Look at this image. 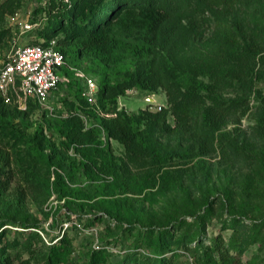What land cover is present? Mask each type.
<instances>
[{
    "label": "rangeland",
    "instance_id": "rangeland-1",
    "mask_svg": "<svg viewBox=\"0 0 264 264\" xmlns=\"http://www.w3.org/2000/svg\"><path fill=\"white\" fill-rule=\"evenodd\" d=\"M8 1L13 15L0 16V53L8 49L13 34H16V43L21 45L40 42L37 29L22 31L21 25L31 21L38 23L51 0ZM255 7L256 3L241 4L230 21L243 24V42L247 41L245 38L250 39L264 51V3L259 5L258 12ZM191 10L190 19L196 18L200 23L198 78L210 83L224 98L249 100L248 112L239 121L235 120L239 113H231L221 129L228 132L226 143L206 155L192 156L198 108L190 109L186 131L170 132L146 115V111L159 110V106L168 107L163 88L154 92L138 88L126 90L117 97L118 108L139 115L145 142L159 156L160 171L154 176L156 182L162 183V188H157L158 183L152 180L149 158L137 163L127 156L122 144L110 139L121 174L136 176L147 187L140 193L122 195L120 224L107 217L90 224L87 213L95 212L88 205L91 203L73 209L66 207L54 194L47 195L49 170L44 155L33 150L25 139L28 133L42 128L48 140L58 142L60 122L76 111L71 102L77 99V89L70 67L89 73L101 83L103 73L93 59L68 56L67 80L52 94L48 106L34 103L24 111L12 108L8 114H0V147L7 151V158L0 162V219L9 220V224L3 226L6 227L3 243L10 257L9 264H43L47 246L63 236L72 245L67 264H86L98 240L110 242L105 264H155L154 256H146L150 255L149 249L141 244L136 248V236L145 235L149 228L169 227L173 229L170 241L174 253L165 254L170 256L167 264H199L201 246L213 244L219 237L227 253L222 264H264V125L259 124L262 100L255 92H248L229 79L225 67L219 63V54L233 49L206 41L205 35L212 25L207 7L192 1ZM110 32L126 40L139 41L137 29L125 30L121 21ZM58 38L59 35L52 40L56 42ZM117 57L122 64L133 65L134 57L129 53L119 52ZM259 68L262 77L255 82V88L264 95V66ZM185 69L188 70L187 66ZM107 77L111 78L112 74L108 72ZM201 94L208 102L207 93L201 91ZM95 112L106 114L100 107ZM165 122L175 125L171 111ZM235 141L243 145V153L232 146ZM45 151L49 152L48 147ZM177 152L184 155H177ZM69 153L73 154V149L70 148ZM55 161L71 187L80 188L85 196L92 194L93 186L78 170L71 169L58 158ZM155 193L157 200L153 198Z\"/></svg>",
    "mask_w": 264,
    "mask_h": 264
},
{
    "label": "trees",
    "instance_id": "trees-1",
    "mask_svg": "<svg viewBox=\"0 0 264 264\" xmlns=\"http://www.w3.org/2000/svg\"><path fill=\"white\" fill-rule=\"evenodd\" d=\"M192 1L206 6L212 17V25L205 35L206 41L233 49L229 53H220L219 63L225 67L229 79L261 98L259 124L264 125V95L255 88V82L262 77L259 67L264 66V51L250 39L245 38L247 41L243 42V24H232L230 21L241 4L256 3L255 12H258L259 5L264 0H51L42 21L28 22L34 25L30 30L37 29V36L41 38L40 42L32 44L47 46L59 35L60 38L53 45L63 53L66 64L70 55L90 57L100 73H103V79L98 84L97 104L103 112L113 115L96 114L79 97L77 91V99L71 102L76 111L60 122V138L57 143L48 140L42 128H36L32 134L25 135L29 146L44 155L49 170L46 178L47 195L54 194L56 199L63 200L66 207L73 209L83 208L91 203L88 205L95 212L87 213L90 224L103 217L121 222L122 195L140 193L147 187L136 176L121 174L120 165L112 153L110 139L122 144L127 156L137 163L149 158L153 176L160 171L159 156L145 142L138 121L139 115L129 114L118 108L117 97L126 90L138 88L154 92L163 88L168 107L161 106L159 110L146 111V115L170 132L186 131L190 109L198 108L199 118L194 127L196 136L191 146L192 156L196 157L206 155L226 143L228 132L221 129L228 122L231 113L238 112L235 120L239 121L248 112V99L224 98L213 90L210 83L198 78L197 65L201 56V51L197 48L200 23L196 18L190 19ZM10 6L8 0H0V16L11 13ZM119 21L125 30L136 28L139 41L111 34L110 30ZM15 38L16 34H13L9 47ZM119 52H127L133 56V65L122 64V60L117 57ZM63 71L68 76V69ZM108 72L112 74L111 78L107 77ZM201 91L207 93L208 102L204 100ZM31 104L34 102L28 101L26 108ZM12 108L26 110L6 103L0 97V114H8ZM169 111L174 116V126L165 122ZM102 134L104 138L101 137ZM231 144L238 152L243 153V145L236 141ZM47 147L49 152L45 151ZM70 148L73 149V154L69 153ZM177 155L184 154L177 152ZM4 158H7V151L0 147V162ZM55 158L71 169L78 170L93 186L92 194L85 196L80 193V188L71 187L64 173L55 166ZM152 180L155 183L156 177ZM1 183L0 180V191ZM156 183L157 188H162L160 181L157 180ZM97 192L103 197H98L100 194ZM154 195L153 198L157 200V194ZM85 197L89 200L84 199ZM6 224H9V220L0 219V264L10 263L3 243L6 232V227L3 226ZM172 234V227L149 228L145 235L136 236V248H139V244L143 245L151 251L146 256L156 258L155 264H167L170 256L165 254L174 253L173 242L170 241ZM98 242L101 246L91 248L86 264H105L108 260L110 253L106 246L110 242ZM136 248L134 252H137ZM71 249L72 245L67 237L59 238L47 246L43 264H67ZM201 249L202 253L197 258L199 264H222L227 259L221 237L213 244L202 245Z\"/></svg>",
    "mask_w": 264,
    "mask_h": 264
},
{
    "label": "built area",
    "instance_id": "built-area-1",
    "mask_svg": "<svg viewBox=\"0 0 264 264\" xmlns=\"http://www.w3.org/2000/svg\"><path fill=\"white\" fill-rule=\"evenodd\" d=\"M33 26L28 22L23 23L21 30L26 31ZM53 44L52 40L47 46L21 45L14 40L7 50L0 53V97L4 102L14 104L20 109H25L28 101L48 106L52 94L67 80L63 69L68 68L63 53ZM70 69L79 97L98 111L96 79L79 68ZM109 115L113 114H105ZM93 246L99 248L101 245L96 241Z\"/></svg>",
    "mask_w": 264,
    "mask_h": 264
}]
</instances>
